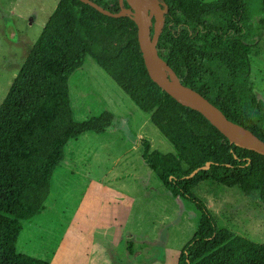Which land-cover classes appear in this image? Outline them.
Returning <instances> with one entry per match:
<instances>
[{"label": "trees", "instance_id": "trees-1", "mask_svg": "<svg viewBox=\"0 0 264 264\" xmlns=\"http://www.w3.org/2000/svg\"><path fill=\"white\" fill-rule=\"evenodd\" d=\"M90 1L111 13L121 10L119 0ZM161 1L168 12L159 57L183 86L264 142V102L253 92L250 60L264 38V0ZM122 7L129 8L126 1ZM87 56L151 114L173 146L174 153L160 154L143 141L142 158L166 190L199 211L178 264H264V244L218 226L193 193L210 183L264 202V156L231 145L200 113L150 79L130 17L105 16L80 0L58 1L0 104V264H48L16 253L23 225L45 209L69 142L89 132L101 135L112 125L109 112L83 123L72 119L69 78Z\"/></svg>", "mask_w": 264, "mask_h": 264}, {"label": "rangeland", "instance_id": "rangeland-1", "mask_svg": "<svg viewBox=\"0 0 264 264\" xmlns=\"http://www.w3.org/2000/svg\"><path fill=\"white\" fill-rule=\"evenodd\" d=\"M58 1L0 0V104ZM250 60L253 92L264 102V38ZM69 100L74 122L109 112L112 125L69 142L45 209L23 225L16 253L48 264H178L199 211L166 190L142 158L143 141L160 154L173 146L90 56L69 78ZM193 193L218 226L264 244L256 195L210 183Z\"/></svg>", "mask_w": 264, "mask_h": 264}, {"label": "water", "instance_id": "water-1", "mask_svg": "<svg viewBox=\"0 0 264 264\" xmlns=\"http://www.w3.org/2000/svg\"><path fill=\"white\" fill-rule=\"evenodd\" d=\"M80 1L108 17H130L137 26L138 44L150 79L180 105L200 113L231 145L264 156L262 140L247 128L229 121L201 94L183 86L175 72L159 57L156 46L168 12L167 6L161 0H119L121 10L118 13H111L90 0ZM124 1L129 8L122 7ZM153 20L155 23L151 35Z\"/></svg>", "mask_w": 264, "mask_h": 264}]
</instances>
